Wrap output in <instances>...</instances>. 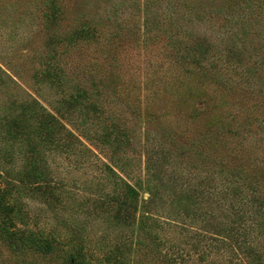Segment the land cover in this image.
<instances>
[{
	"label": "rangeland",
	"instance_id": "1",
	"mask_svg": "<svg viewBox=\"0 0 264 264\" xmlns=\"http://www.w3.org/2000/svg\"><path fill=\"white\" fill-rule=\"evenodd\" d=\"M44 1L0 0V68L11 79L0 82V184L17 182L27 153L25 144L1 136L6 120L30 99L55 115L69 92L34 76L50 49L63 76L81 83L100 112L72 114L65 127L83 146L47 157L54 178L76 200L52 214L27 191L13 192L27 227L33 230L36 214L52 224L61 220L67 233L78 221L92 240L113 242L119 234L91 200L118 191L114 172L133 190L135 223L147 216L152 232V258H131L146 264H264L263 207L232 209L229 202L245 186L264 193V0H56L52 23L44 17ZM230 8L240 18L231 30ZM94 24L97 38L79 40L74 48L48 44L51 37ZM197 33L206 43L193 50L166 44L168 35L186 41ZM209 44L216 51L204 62ZM111 125L124 133H114V143L102 140ZM216 172L236 187L221 203L192 189L198 178ZM79 200L84 204L76 212ZM0 264H65V254L19 253L0 239Z\"/></svg>",
	"mask_w": 264,
	"mask_h": 264
},
{
	"label": "trees",
	"instance_id": "2",
	"mask_svg": "<svg viewBox=\"0 0 264 264\" xmlns=\"http://www.w3.org/2000/svg\"><path fill=\"white\" fill-rule=\"evenodd\" d=\"M44 4L46 21L48 23L56 21L58 14L56 0H45ZM234 10V8L229 9V13L233 12V15L229 16V22L226 26L230 30L232 26L237 25L240 19L239 14ZM100 20L103 22L108 21L107 23L110 22L109 17H103ZM112 21L113 24L117 23L114 18ZM95 25L91 28L80 27L79 29H72L61 38L51 37L48 39V44L74 48L79 43V40L97 38L98 28ZM243 29L244 27L241 26V37H245L242 34L244 33ZM197 34L196 39L188 37L186 41L182 38L171 39L169 38L171 35H168L166 44H169L170 50H178L182 47L193 50L195 46L205 45L206 43L205 35ZM233 35L232 37L235 38L236 34ZM108 39L106 40L107 42ZM213 48L211 44L205 47L204 56L201 58L204 62H210L209 52L213 53L216 51H213ZM233 49V53L237 57L240 56V53L237 55V48ZM255 49L250 51V56H252ZM55 53V49L52 48L44 56L45 62L39 60V69L34 75L40 81L46 80L61 89H69L68 94L65 95L66 97L64 96L58 107L54 108L55 115L47 111L35 99H30L28 102H23L19 105L20 114L17 117L8 118L1 132V136L4 139L25 144L27 153L24 167L17 177V182L6 180L2 185L0 184V239L10 249L19 253L47 256L52 255L56 251L64 252L65 264H146V261L143 263L142 260L148 256L152 258L155 253L153 240H151L152 232L147 228L148 222L145 221L148 218L145 216L144 220L135 223L138 204L133 190L114 172H111L112 179L118 191L110 195L104 194L91 200L94 210L101 213L106 226L119 234L113 242L110 240L109 242L106 241L105 237L92 240L85 231V226L78 221L72 223L71 233H67L66 230H62L65 228V224L61 220H59L58 224L54 223V225L45 217H39L37 214L33 215L32 230L27 227L24 213L17 207L15 200L11 198L13 192L21 194V192L27 191L33 198L34 203L52 214L64 210L68 199L76 200V195L68 192L61 182L54 178L48 167L47 157L52 152L66 153L74 144L83 146L78 137L68 130L64 123H71L72 114L80 115L86 113V110L95 114L100 112V107L86 97V93L82 85H80L81 83L73 81L69 76H63L62 68L56 63ZM229 53L231 54L232 52ZM216 58L219 59L218 56ZM257 58H259L258 55L255 60ZM181 59L183 60V57ZM238 60L240 61V59ZM262 60L264 62V57ZM211 75L214 82L219 81L217 72L215 74L211 73ZM4 80L11 81L0 68V82L4 83ZM29 123L31 124L29 125ZM111 127L102 136V140L108 143L116 141L114 133H120L124 136V133L122 134L118 127L115 125H111ZM80 135L86 137L81 133ZM143 148L145 163L147 168H149L152 164V160L149 157L150 150L148 152L146 144L143 145ZM115 167L118 166L115 164ZM234 188L236 187L230 184L228 176L225 174L220 176L218 172L208 178H198L192 186V189L194 191L196 189L198 193H211L213 197L215 196L217 203L225 201L227 191H233ZM256 193L254 188L249 192V187L245 186V189L241 190V196H238V198L233 191V199L229 200L232 209H234V206L235 208H242L243 206L255 205L258 208L263 207L264 210V193ZM150 203V200H147L144 205L145 208ZM83 204L84 202L79 200L78 206L73 208L74 211L80 210ZM262 214L264 215V211ZM58 226L61 229L59 231L56 228ZM237 242L242 243V240H237ZM129 254L133 256L140 255L143 259H134L133 256L131 258Z\"/></svg>",
	"mask_w": 264,
	"mask_h": 264
}]
</instances>
